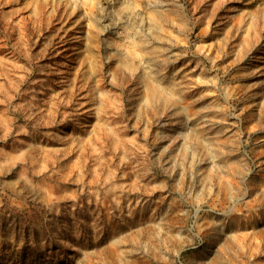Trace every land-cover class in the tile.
<instances>
[{
    "label": "rangeland",
    "instance_id": "rangeland-1",
    "mask_svg": "<svg viewBox=\"0 0 264 264\" xmlns=\"http://www.w3.org/2000/svg\"><path fill=\"white\" fill-rule=\"evenodd\" d=\"M23 248L264 264V0H0V264Z\"/></svg>",
    "mask_w": 264,
    "mask_h": 264
},
{
    "label": "trees",
    "instance_id": "trees-1",
    "mask_svg": "<svg viewBox=\"0 0 264 264\" xmlns=\"http://www.w3.org/2000/svg\"><path fill=\"white\" fill-rule=\"evenodd\" d=\"M14 254L16 256L15 260H10V262H6V264H33L34 262H26V259L28 256H30V253L27 248H23L19 251H14L11 253L10 256ZM17 259V260H16Z\"/></svg>",
    "mask_w": 264,
    "mask_h": 264
}]
</instances>
